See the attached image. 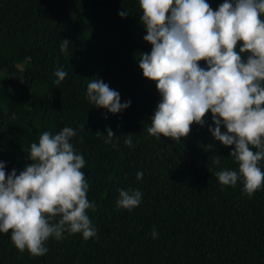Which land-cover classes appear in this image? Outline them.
I'll use <instances>...</instances> for the list:
<instances>
[{
    "label": "trees",
    "instance_id": "obj_1",
    "mask_svg": "<svg viewBox=\"0 0 264 264\" xmlns=\"http://www.w3.org/2000/svg\"><path fill=\"white\" fill-rule=\"evenodd\" d=\"M207 2L216 10L225 0ZM141 15L138 0H0V162L19 174L43 132L73 128L97 231L88 240L67 232L50 237L39 257L0 233V264H264V186L249 196L242 181L218 182L217 171L238 165L232 148L211 136V113L180 141L147 132L161 98L138 66L151 51ZM62 40L70 42L65 53ZM58 68L68 73L59 84ZM91 79L129 107L116 114L94 107L86 96ZM129 134L132 146L124 143ZM259 166L264 171V160ZM120 190L139 191L141 203L118 208Z\"/></svg>",
    "mask_w": 264,
    "mask_h": 264
},
{
    "label": "clouds",
    "instance_id": "obj_2",
    "mask_svg": "<svg viewBox=\"0 0 264 264\" xmlns=\"http://www.w3.org/2000/svg\"><path fill=\"white\" fill-rule=\"evenodd\" d=\"M138 3L143 39L151 46L150 53L139 56L138 66L161 98L148 134L180 141L193 124L203 127L211 113V136L232 148L229 157L238 165V171H217L218 182L235 186L242 181L244 193L251 196L264 186L259 166L264 160V0H225L216 10L207 0ZM69 44L62 40L60 51L65 53ZM67 75L56 69V83ZM86 96L94 107L112 114L130 104H122L120 94L98 79L89 80ZM74 136L71 127L55 135L43 132L30 144L31 163L19 174L15 169L6 173L0 162V233L10 232L20 252L43 256L48 251L45 242L50 237L60 240L65 232L82 234L84 240L97 236L87 215L95 205L88 200L82 171L86 162L71 143ZM106 137L105 143L111 142L113 132L107 130ZM124 143L132 146V134ZM220 162L219 156L212 161ZM142 176L138 172L136 178ZM140 203L139 191H119L118 208L132 210ZM152 237L157 238L155 229Z\"/></svg>",
    "mask_w": 264,
    "mask_h": 264
}]
</instances>
